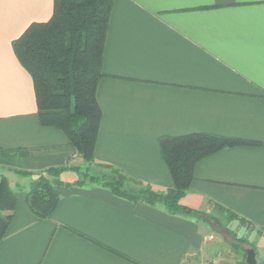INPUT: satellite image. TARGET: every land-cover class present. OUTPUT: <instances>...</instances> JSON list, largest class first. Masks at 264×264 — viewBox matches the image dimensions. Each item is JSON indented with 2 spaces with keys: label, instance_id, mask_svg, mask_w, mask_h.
<instances>
[{
  "label": "crops",
  "instance_id": "1",
  "mask_svg": "<svg viewBox=\"0 0 264 264\" xmlns=\"http://www.w3.org/2000/svg\"><path fill=\"white\" fill-rule=\"evenodd\" d=\"M52 6L0 0V176L16 198L0 264H186L215 231L246 240L264 264V0H112L96 89L102 116L87 164L61 130L39 124L31 77L12 49ZM189 133L255 142L196 163L180 202L210 220L76 184L74 169L60 173L48 218L27 206L35 172L53 166L85 164L98 177L117 170L130 187L163 192L171 178L159 139Z\"/></svg>",
  "mask_w": 264,
  "mask_h": 264
},
{
  "label": "trees",
  "instance_id": "2",
  "mask_svg": "<svg viewBox=\"0 0 264 264\" xmlns=\"http://www.w3.org/2000/svg\"><path fill=\"white\" fill-rule=\"evenodd\" d=\"M111 6L112 0H53L50 18L30 23L12 41L15 57L32 80L39 124L61 130L86 164L94 160L102 116L96 89L104 76L102 53ZM254 143L213 133L161 137L159 150L171 178V186L163 192L153 191L147 185L130 187L127 177L117 170L112 176L91 175L89 181L132 202L160 203L170 213L206 220L212 217L180 202L192 183L196 163L223 148ZM75 168L53 166L35 172V179L28 185L26 203L37 220L48 218L58 203L60 173ZM83 181L78 178L75 183ZM15 205V194L6 177L0 176V240L7 231ZM231 238L230 246L240 250L243 257L222 264H246L241 247L247 241L234 233Z\"/></svg>",
  "mask_w": 264,
  "mask_h": 264
},
{
  "label": "rangeland",
  "instance_id": "3",
  "mask_svg": "<svg viewBox=\"0 0 264 264\" xmlns=\"http://www.w3.org/2000/svg\"><path fill=\"white\" fill-rule=\"evenodd\" d=\"M66 166L67 167H76L75 170L78 172L79 178L84 180L83 183L89 181V177L91 176V174H89V172L87 171L85 164L78 165V166H74V165H66ZM92 176H94V175H92ZM46 177L51 180L50 176L46 175ZM33 179H35V177L32 178L30 180V182ZM58 179H59V176H58ZM206 220H210V218H206ZM214 228H215V226H214ZM215 232L216 233L212 234V236L209 238L208 241L210 242V245L205 248L204 254L201 253L200 255L196 256L195 258L190 259L188 262H186V264H211V262H212L211 258L213 255L218 258L217 261H219L220 264L226 263V262L227 263H233L235 260H240L243 257L240 250L235 251L230 246L232 238L229 236V234L227 232H224L223 235L222 234L219 235V232H217V231H215ZM210 253H212V255ZM260 255H258V257H257L258 258L257 264H261L262 257Z\"/></svg>",
  "mask_w": 264,
  "mask_h": 264
},
{
  "label": "water",
  "instance_id": "4",
  "mask_svg": "<svg viewBox=\"0 0 264 264\" xmlns=\"http://www.w3.org/2000/svg\"><path fill=\"white\" fill-rule=\"evenodd\" d=\"M245 253V263L246 264H256V251L253 247H241Z\"/></svg>",
  "mask_w": 264,
  "mask_h": 264
}]
</instances>
